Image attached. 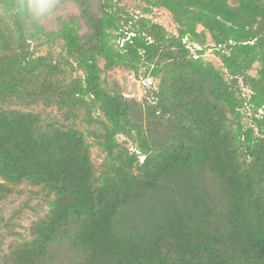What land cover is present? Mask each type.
Returning <instances> with one entry per match:
<instances>
[{
	"label": "trees",
	"instance_id": "16d2710c",
	"mask_svg": "<svg viewBox=\"0 0 264 264\" xmlns=\"http://www.w3.org/2000/svg\"><path fill=\"white\" fill-rule=\"evenodd\" d=\"M165 2L185 28L178 37L145 19L132 23L108 5L91 19L92 51L107 67L134 69L146 61L160 75L154 114L168 115L169 125L158 142L153 137L152 152L142 150L138 173L119 170L99 181L82 133L41 130L33 116L0 108V179L54 193L37 238L8 264H264V139L246 134L243 165L237 135L226 126L228 113L244 103L237 76L255 62L260 70L251 102L264 106V0ZM24 19V4L0 0V96L18 92L17 83L42 66L25 45ZM196 23L225 47L230 80L183 46ZM60 37L77 52L72 27H63ZM81 65L78 90L101 110L104 147L112 155L116 133L141 137L143 131L132 125L129 103L100 87L95 60ZM4 188L9 192L0 184V196ZM66 253L71 260L57 263Z\"/></svg>",
	"mask_w": 264,
	"mask_h": 264
},
{
	"label": "rangeland",
	"instance_id": "374dc122",
	"mask_svg": "<svg viewBox=\"0 0 264 264\" xmlns=\"http://www.w3.org/2000/svg\"><path fill=\"white\" fill-rule=\"evenodd\" d=\"M16 2L26 5L28 0ZM230 2L234 5V0ZM105 5L132 23L145 19L158 25L169 36L178 37L179 31L185 29L165 0H60L55 14L41 24H29L27 19L23 20L25 45L42 66L35 74L17 83L18 92L0 96V108L33 116L41 130L75 129L82 133L89 147L94 175L99 181L108 175L115 177L119 170L138 173L146 158L142 150L152 152V141L159 138L169 125L168 115L161 119L158 112L154 114V96L160 84L155 64L141 61L134 69L123 65L107 67L104 59L92 51L91 19L100 18ZM8 23L11 25L10 21ZM65 26L76 31L77 52L68 49L60 37ZM182 44L192 59L212 65L225 80L231 79L224 65L225 47L217 45L201 23L195 24L193 33L183 36ZM111 45L117 50L121 42L113 39ZM82 59L95 60L100 87L109 96L123 98L129 103L131 123L143 131L141 137L133 130L128 134L116 133L114 138L118 146L112 155H108L104 147L106 120L101 110L90 97L78 90L85 75ZM259 70V63L255 62L237 76L244 103L235 113L229 112L226 120L228 129L237 135L243 165L249 162L245 152L246 134L250 131L254 138L264 139V106L257 108L251 102L252 80L256 79ZM204 178L207 186L214 183L206 175ZM0 184L9 190L6 193L4 188L0 196V264H8L14 251L37 238L34 230L48 217L54 193L29 181L7 185L0 179ZM70 260V254L66 253L62 261L56 262Z\"/></svg>",
	"mask_w": 264,
	"mask_h": 264
},
{
	"label": "clouds",
	"instance_id": "9594fccd",
	"mask_svg": "<svg viewBox=\"0 0 264 264\" xmlns=\"http://www.w3.org/2000/svg\"><path fill=\"white\" fill-rule=\"evenodd\" d=\"M60 0H28L24 5V14L29 24L39 25L55 14Z\"/></svg>",
	"mask_w": 264,
	"mask_h": 264
}]
</instances>
